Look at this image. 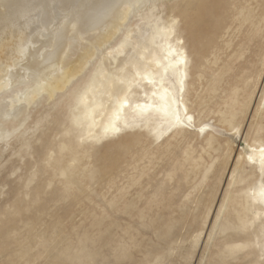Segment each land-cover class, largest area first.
I'll return each mask as SVG.
<instances>
[{
	"label": "rangeland",
	"instance_id": "rangeland-1",
	"mask_svg": "<svg viewBox=\"0 0 264 264\" xmlns=\"http://www.w3.org/2000/svg\"><path fill=\"white\" fill-rule=\"evenodd\" d=\"M237 1L132 0L106 44L89 41L100 26L71 41L94 55L60 88L35 89L56 61L0 88V264H264V205L251 196L264 170L248 158L264 143V0ZM153 19V41L183 52V91L165 81L191 119L134 111L87 133L78 94Z\"/></svg>",
	"mask_w": 264,
	"mask_h": 264
},
{
	"label": "bare ground",
	"instance_id": "bare-ground-1",
	"mask_svg": "<svg viewBox=\"0 0 264 264\" xmlns=\"http://www.w3.org/2000/svg\"><path fill=\"white\" fill-rule=\"evenodd\" d=\"M131 1L0 0V64L4 63L7 68L4 74L1 73L3 70L0 72V88L12 81H21L30 71L35 70L34 72L38 73L50 67L53 61L58 63L52 75L53 80L35 89L39 91L40 87L44 89L46 86L48 91H55L60 88L67 80L81 72L94 55V49L89 43L82 47L72 46V40L78 39L80 34H85L82 24L86 22L88 30L98 29L100 26V30L89 38V41L93 45L102 46L112 38L125 19L129 8H124V4ZM116 5L124 6L122 19L119 18L122 16L120 11L118 12L120 7L117 8ZM183 15L189 18L188 13ZM156 25L157 21L153 19L147 28L145 27L146 30L138 32L140 38H134L131 35L132 29H128L119 47L109 50L108 56H102L98 60L85 90L78 94L77 108L74 111L85 121L87 133L116 131L122 116L134 111L157 112L174 125L182 123L183 117L190 120L188 112H185V116L179 112L178 102L165 81L168 75L176 76L178 90L184 89L183 52L177 53L176 48L155 43L153 37L158 32ZM32 27L41 30L39 34L29 38L28 30ZM54 32L56 40L52 43L51 36ZM29 41L38 42L41 47L32 48L34 45L31 46ZM52 45L53 48L48 51V47ZM219 46L224 47L225 43L220 40ZM65 48L69 49L67 53H64ZM230 50L234 51L232 46ZM20 59L24 68L19 71L12 66L15 60ZM63 66L65 69H62ZM57 70L62 73L58 74ZM248 71L249 67H245V72ZM31 74L33 77V73ZM38 75L40 76V73ZM246 79L247 77L243 82ZM143 87H146L145 91H141ZM142 92L145 93L143 97L140 96ZM134 95L138 96L135 100ZM248 158L258 170H264V143L251 147ZM262 191L264 183L253 189L251 196L257 203L264 205Z\"/></svg>",
	"mask_w": 264,
	"mask_h": 264
},
{
	"label": "snow or ice",
	"instance_id": "snow-or-ice-1",
	"mask_svg": "<svg viewBox=\"0 0 264 264\" xmlns=\"http://www.w3.org/2000/svg\"><path fill=\"white\" fill-rule=\"evenodd\" d=\"M115 7L119 8L120 5H116ZM125 7H126V6H125ZM73 27L75 28V25H74ZM82 30L84 31L85 35H87V33H88V25H87L86 22H84V23L82 24ZM182 90H183V89L181 88V91H182ZM189 119H191V117H189ZM202 130H203V129H202ZM262 195H264V191H262Z\"/></svg>",
	"mask_w": 264,
	"mask_h": 264
}]
</instances>
